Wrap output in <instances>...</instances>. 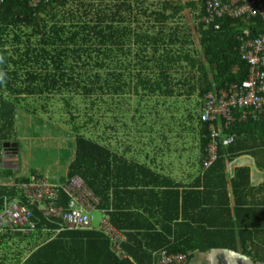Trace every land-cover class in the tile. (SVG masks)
Masks as SVG:
<instances>
[{
    "label": "trees",
    "instance_id": "obj_1",
    "mask_svg": "<svg viewBox=\"0 0 264 264\" xmlns=\"http://www.w3.org/2000/svg\"><path fill=\"white\" fill-rule=\"evenodd\" d=\"M206 1L152 0L151 6L149 0L0 1V57L4 58L0 69L7 74L6 82L0 83V147L4 142L21 138V132L16 130L17 118L21 111L34 116L31 104L39 100L62 109L65 117L71 115V126L66 121L65 125L74 139L76 151L74 148V156L63 170L65 181L54 183L60 189L56 205L69 209L72 198L66 188L81 180L83 187L75 192L79 195L91 192L94 209L102 210L105 220L127 235V242H120L124 249V257H121L113 249L112 237L103 229L90 226L71 230L62 226L64 220H49L37 211L33 234L24 235L4 228L0 231V251L7 250L19 239L34 237L40 243L24 260L18 254L14 264H159L154 254L159 258L160 252H156L162 247L170 254H186L188 250L200 248L188 245L184 236L178 235V242L172 244L164 239L149 252L139 239H134L133 225L123 226L117 220H146L149 211L146 202L129 203L132 192L122 198L119 184L125 185V192L130 190L129 182L124 179H131L135 172L146 179L151 174L156 179L163 178L156 167L153 171L148 162L135 159V154L150 151V142L143 140L159 142L166 138L163 135L154 139L153 136L150 139L137 137L134 122L140 120L137 117L139 106L146 102L149 106V95L176 97L180 104L181 100L187 101L198 93L203 98L205 90H212L214 86L217 90H228L249 76V65L239 55L240 39L251 41L264 35L261 17L228 16L216 23L219 26L216 30L203 23ZM221 1L244 5L243 0ZM150 7L153 8L149 10ZM188 7L198 9L199 50L195 49L187 26L179 24L185 19L183 13ZM196 72L201 75L197 76ZM126 106L132 109L130 112L135 114L136 120L133 115L122 112ZM130 119L134 121L132 124H129ZM224 132L234 140L245 136L253 138V134L264 139V117L248 118L245 122L235 117L231 126L224 127ZM18 141L15 144L21 148L22 140ZM208 144V126L202 124L200 147L204 154ZM136 146L140 149L136 150ZM249 149L243 151H251L257 157L259 168L264 170V144ZM225 150L226 156L239 155L233 143L220 149L219 160ZM15 156L22 158L20 152ZM2 171L5 170L0 169L4 174ZM236 171L240 172L238 176L249 173L244 168ZM30 172L21 184L30 183L32 177H43L33 167ZM210 174L211 170L200 183L208 189L204 195H209L211 190H215L216 196L225 193L227 184L213 181L215 176ZM208 179L213 181L212 187ZM241 184L247 186L244 182ZM20 187L0 185V214L6 198L18 197ZM249 189L264 191V184ZM183 216L182 220H197L188 217L187 212ZM170 220L177 223L178 212ZM58 229L59 235L55 236L54 231ZM135 240L143 252L133 250ZM0 260L6 261L8 257Z\"/></svg>",
    "mask_w": 264,
    "mask_h": 264
},
{
    "label": "crops",
    "instance_id": "obj_2",
    "mask_svg": "<svg viewBox=\"0 0 264 264\" xmlns=\"http://www.w3.org/2000/svg\"><path fill=\"white\" fill-rule=\"evenodd\" d=\"M175 129L182 131L174 134L177 139L164 138L156 142L153 138L154 142L149 140L148 153L135 154V159L148 162L153 171L156 167L159 170L157 172L162 173L166 180L156 179L152 174L146 179L144 175L135 172L131 179H124L129 182V191L125 192V185L119 184L123 192L122 198H127L129 195L126 193L132 192L133 197L128 198L129 203H147L149 211L145 216L146 220L117 222L127 227L133 225L134 239H139L141 246L149 252L153 251L151 248L160 246L164 239L174 244L178 242V235H183L188 245L200 247L202 250H188L185 264H264V191L249 189H256L264 184V170L259 168L257 157L251 151H243L252 149L256 144L263 145L264 139L253 134V138L245 136L234 140L239 155L226 156L225 150V155L213 168L204 169L202 162L205 161V154L200 147L201 127L199 126L191 139L178 138L179 135H189V130L184 133L182 128ZM18 140H22V137L4 142L0 147V169L5 170L2 171L4 174L0 172V185L18 187L27 177V167L23 165L21 157L19 160L9 152L13 149L14 152L22 154V147L15 144ZM159 149L163 152L157 151ZM239 168L248 169L249 173L238 176L240 172L236 170ZM210 170V176H215L213 181L221 180L227 184L225 193L216 196L215 190H211L209 195H204L208 189L200 183H203ZM7 176L9 177L6 178ZM145 181L148 184H143ZM213 181L208 179L211 187ZM198 193L202 195L199 196ZM210 208L213 212H208ZM177 212L179 221L176 223L170 218L177 215ZM186 212L188 217L197 220H182ZM113 228L121 234V244L127 242L126 232ZM203 238L211 240L212 243L200 245L199 241ZM137 240L132 242L136 246L133 250L143 252L140 244L137 245ZM121 244L119 247L113 246V249L124 257ZM210 246L211 249H208ZM164 250L167 249L162 247L156 253Z\"/></svg>",
    "mask_w": 264,
    "mask_h": 264
},
{
    "label": "built area",
    "instance_id": "obj_3",
    "mask_svg": "<svg viewBox=\"0 0 264 264\" xmlns=\"http://www.w3.org/2000/svg\"><path fill=\"white\" fill-rule=\"evenodd\" d=\"M1 1V0H0ZM244 5L225 4L220 0L207 1V15L204 23L215 25L218 20L225 18H259L264 22V0H243ZM248 10L245 15H240ZM237 15H239L237 17ZM219 26H216V30ZM241 60L249 65V76L240 85H232L230 89L214 90L206 94L201 122L209 125L211 142L204 158L205 169L211 167L219 158L220 146H229L233 138L222 134L224 125L230 126L235 117L239 121L248 118L259 120L264 117V35L251 41H245L239 49ZM236 109V111H234ZM83 182L77 180L73 186L67 187L66 192L71 196L69 209L57 206L56 202L60 189L42 177H32L31 182L22 184L20 194L13 199H6L4 209L0 214V231L14 229L24 235H31L36 231L37 211L49 220H64L62 226L71 230L89 229L91 226L90 210L94 209V199L91 192L77 194ZM79 203V205L77 204ZM40 219V218H38ZM105 232L112 237L114 247H119L121 234L103 220ZM48 231V229H47ZM61 231V230H60ZM59 234V230L57 231ZM187 256L182 253L160 252L159 264H184Z\"/></svg>",
    "mask_w": 264,
    "mask_h": 264
},
{
    "label": "rangeland",
    "instance_id": "obj_4",
    "mask_svg": "<svg viewBox=\"0 0 264 264\" xmlns=\"http://www.w3.org/2000/svg\"><path fill=\"white\" fill-rule=\"evenodd\" d=\"M181 1L187 2L190 0ZM150 2H152V0H149V6H151ZM151 8L153 7H150L149 10ZM247 13L248 10H245L240 15H245ZM183 15L185 16V19L180 21L179 24L180 26H187L188 32L191 34V41H194L195 49L199 50L200 46L196 33V25L199 23L198 9L188 7L184 11ZM238 16L239 15H237V17ZM196 75L199 76L201 74L196 72ZM188 82L196 84L192 81ZM198 84L201 85L200 83ZM197 89L199 92V86ZM205 91L207 94V90ZM154 95H157V93ZM154 95H149L151 98L149 106L147 102L139 106L137 117L140 120L138 122H134L130 119L129 124L134 122L137 137L143 139L148 136L150 139L151 136L155 138L156 136L160 137L163 135L168 139H177L174 134H178L182 131L176 130L175 128H182L184 129V133L186 130H189L190 133L189 135H179L178 138L184 137L191 139V136L194 135L200 125L199 117L202 114V107L204 103L202 98L198 94H195L187 101L181 100L180 104H178V98L176 97ZM44 103H46V101L39 100L36 103L31 104L32 111L34 110L36 112L35 114L33 111L34 116L29 115L26 111H21L17 118L16 130L21 132L20 136L22 137L21 161L23 162V165L27 167L26 176L31 174L29 169H32L33 167L39 172V175H43L42 178H45L52 183L59 184L65 181L63 170H65V167H67L72 160L71 158L74 156V148L76 151V145L73 144L74 139L72 140V136L68 134L69 128L65 125L66 121L67 123L70 122L69 126H71L72 118L71 115L65 117L63 110L56 108L55 105H48ZM143 109H145V111ZM123 111L127 112V116H129V114L133 115V119L136 120L135 114L130 112L132 109L129 110L126 106L123 107L122 112ZM234 111H236V109H234ZM127 116L125 117L127 118ZM126 118L124 119L127 122ZM91 135L93 136V133H91ZM139 149L140 148L136 146V150ZM10 150L11 151L9 152L16 155V152H14L13 149ZM5 165L7 166V164ZM68 171L66 172V175H68ZM90 217H92L91 228L103 229L105 231L102 226V221L105 220L102 210L91 209ZM225 238L226 237H222V239ZM36 240H38V237ZM211 243L212 241L207 238H203L199 241L200 245H207ZM39 244L40 243H37L34 240V237L11 243L7 250L0 251V259L3 260V256H7L8 260H0V262H4L6 264L17 263L18 254L19 257L24 260V258H27L32 250Z\"/></svg>",
    "mask_w": 264,
    "mask_h": 264
},
{
    "label": "clouds",
    "instance_id": "obj_5",
    "mask_svg": "<svg viewBox=\"0 0 264 264\" xmlns=\"http://www.w3.org/2000/svg\"><path fill=\"white\" fill-rule=\"evenodd\" d=\"M208 1V0H207ZM207 1H206V5H205V10H206V6H207ZM221 1V0H220ZM223 2V1H222ZM223 3H225V2H223ZM206 15H207V10H206V14H205V16H204V18L206 17ZM204 18H203V23H204ZM243 19H251V18H243ZM219 21V20H218ZM217 21V22H218ZM261 21H262V19H261ZM216 22V23H217ZM263 22V21H262ZM205 24V23H204ZM263 24H264V22H263ZM206 25V24H205ZM206 26H208V25H206ZM216 24L215 25H211V26H209V27H215V29H216ZM219 30V29H218ZM245 41H243V40H241L240 39V44L241 45H243V43H244ZM241 45H240V47H241ZM240 49V48H239ZM244 61H246V60H244ZM4 62V58L3 57H0V64H2ZM247 62V61H246ZM248 63V62H247ZM248 65H249V63H248ZM249 69H250V65H249ZM6 78H7V74L2 70V69H0V83H5L6 82ZM235 85H237V84H235ZM223 89H226V88H223ZM214 90H217L216 89V87L214 86L213 88H212V90H207V93H209V92H211V91H214ZM198 95H199V93H198ZM205 96H206V93L203 95V98H202V100H203V102L205 103ZM204 103H203V107H204ZM203 107H202V114L200 115V117H199V123H200V127H201V125L203 124V125H207L208 126V133H209V125L208 124H205V123H203V122H201V117H202V115H203ZM227 125H224V127H226ZM231 126V125H230ZM221 131H222V134L224 135L225 134V132H224V130H222L221 129ZM226 135V134H225ZM227 136H229V135H227ZM229 137H232L233 138V136H229ZM211 142V139H210V133H209V143ZM233 142H234V138H233ZM233 142H232V144H233ZM231 144V145H232ZM209 145V144H208ZM208 145H207V147H206V153H205V157H206V154H207V149H208ZM230 146V145H229ZM226 147H228V146H223V145H221L220 146V149L221 148H226ZM220 149H219V158H220ZM204 157V158H205ZM204 158H203V160H204ZM219 158L217 159V161L219 160ZM216 161V162H217ZM216 162L212 165V166H214L215 164H216ZM202 166H203V162H202ZM211 166V167H212ZM211 167H209V168H211ZM203 168H204V166H203ZM209 168H207V169H209ZM205 169V168H204ZM50 182V181H49ZM50 183H52V182H50ZM52 184H54V183H52ZM22 185V184H21ZM20 185V186H21ZM71 197V196H70ZM59 230V229H58ZM57 230V231H58ZM57 231H54L55 232V236H57V235H59V234H57ZM182 254H184V253H182ZM186 256H187V259H188V255L187 254H185ZM187 261V260H186ZM186 263V262H185ZM184 263V264H185Z\"/></svg>",
    "mask_w": 264,
    "mask_h": 264
},
{
    "label": "water",
    "instance_id": "obj_6",
    "mask_svg": "<svg viewBox=\"0 0 264 264\" xmlns=\"http://www.w3.org/2000/svg\"><path fill=\"white\" fill-rule=\"evenodd\" d=\"M7 147H11V145H7Z\"/></svg>",
    "mask_w": 264,
    "mask_h": 264
}]
</instances>
